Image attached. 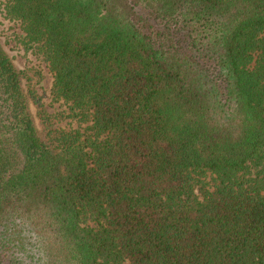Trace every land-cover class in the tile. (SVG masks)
Segmentation results:
<instances>
[{
  "label": "trees",
  "instance_id": "16d2710c",
  "mask_svg": "<svg viewBox=\"0 0 264 264\" xmlns=\"http://www.w3.org/2000/svg\"><path fill=\"white\" fill-rule=\"evenodd\" d=\"M0 6V264H264V0Z\"/></svg>",
  "mask_w": 264,
  "mask_h": 264
},
{
  "label": "rangeland",
  "instance_id": "374dc122",
  "mask_svg": "<svg viewBox=\"0 0 264 264\" xmlns=\"http://www.w3.org/2000/svg\"><path fill=\"white\" fill-rule=\"evenodd\" d=\"M20 34L18 23L4 16L0 6V43L2 47L18 68H27L32 74V85L40 96L46 111L52 115L54 124L64 125L65 127L77 126V122L73 117L58 119L57 113L64 105L61 100L51 98V74L40 55L22 43ZM32 72L38 73L34 74Z\"/></svg>",
  "mask_w": 264,
  "mask_h": 264
},
{
  "label": "clouds",
  "instance_id": "9594fccd",
  "mask_svg": "<svg viewBox=\"0 0 264 264\" xmlns=\"http://www.w3.org/2000/svg\"><path fill=\"white\" fill-rule=\"evenodd\" d=\"M18 223H19V221H18ZM22 235L24 237L31 236V240L26 241L24 244V252L25 253H31L33 255L34 259H38L39 256L43 255L42 252H39V248H40L39 240H40V238L36 235L35 231H32V232L24 231L22 233Z\"/></svg>",
  "mask_w": 264,
  "mask_h": 264
}]
</instances>
